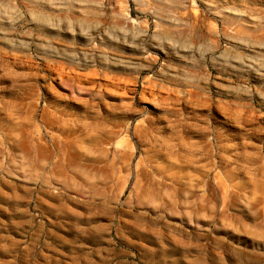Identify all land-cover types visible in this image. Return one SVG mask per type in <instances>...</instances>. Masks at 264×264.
<instances>
[{"label": "rangeland", "instance_id": "374dc122", "mask_svg": "<svg viewBox=\"0 0 264 264\" xmlns=\"http://www.w3.org/2000/svg\"><path fill=\"white\" fill-rule=\"evenodd\" d=\"M0 264H264V0H0Z\"/></svg>", "mask_w": 264, "mask_h": 264}]
</instances>
